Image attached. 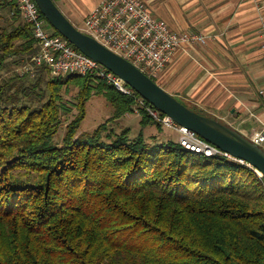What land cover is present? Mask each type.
Wrapping results in <instances>:
<instances>
[{"label": "trees", "instance_id": "1", "mask_svg": "<svg viewBox=\"0 0 264 264\" xmlns=\"http://www.w3.org/2000/svg\"><path fill=\"white\" fill-rule=\"evenodd\" d=\"M20 13L16 0H0V264H264V177L114 131L109 122L136 102L92 76L19 73L38 51ZM96 94L115 114L80 133ZM140 118L155 122L144 110Z\"/></svg>", "mask_w": 264, "mask_h": 264}, {"label": "crops", "instance_id": "2", "mask_svg": "<svg viewBox=\"0 0 264 264\" xmlns=\"http://www.w3.org/2000/svg\"><path fill=\"white\" fill-rule=\"evenodd\" d=\"M53 1L82 29L103 0ZM142 1L172 31L207 37L203 46L178 47L156 83L179 101L243 135L263 130L264 0Z\"/></svg>", "mask_w": 264, "mask_h": 264}, {"label": "built area", "instance_id": "3", "mask_svg": "<svg viewBox=\"0 0 264 264\" xmlns=\"http://www.w3.org/2000/svg\"><path fill=\"white\" fill-rule=\"evenodd\" d=\"M20 14L31 27L38 51L22 68L24 73L35 75L37 68L46 66L53 77L66 75L92 76L113 87L120 94L134 98L133 115L144 110L165 129L179 135L178 143L186 150L205 157L222 156L245 164L220 151L200 138L195 132L178 125L170 117L146 103L121 78L108 71L95 60L74 49L69 43L54 36L34 0H16ZM108 50L137 66L148 77L157 78L164 70L172 53L182 45H204L207 37L200 33L172 31L165 21L155 17L142 0H103L87 17L80 29ZM264 56V43L261 46ZM253 143L264 144V128L247 136ZM259 177L261 174L256 172Z\"/></svg>", "mask_w": 264, "mask_h": 264}, {"label": "water", "instance_id": "4", "mask_svg": "<svg viewBox=\"0 0 264 264\" xmlns=\"http://www.w3.org/2000/svg\"><path fill=\"white\" fill-rule=\"evenodd\" d=\"M48 24L79 52L121 78L146 103L178 125L195 132L220 151L241 160L264 177V148L246 135L208 115L199 114L161 88L130 61L108 50L73 25L53 0H34Z\"/></svg>", "mask_w": 264, "mask_h": 264}, {"label": "rangeland", "instance_id": "5", "mask_svg": "<svg viewBox=\"0 0 264 264\" xmlns=\"http://www.w3.org/2000/svg\"><path fill=\"white\" fill-rule=\"evenodd\" d=\"M17 70L19 73H24L22 68L18 67ZM61 93L64 100H70L71 102L74 100L77 89L72 87L68 92ZM85 105L86 115L85 119L81 123V127L79 130L80 133H91L96 128H99V126H101L102 124H105L115 114L114 107L108 102L104 94H96L92 96V98L88 100L87 104ZM76 113V110H73V113L69 117H65L66 120L62 119L63 123L60 127L58 135L56 136V140L58 143L62 141L66 125L70 122V120L75 116ZM140 120V116L133 115V113L129 112L123 117L109 122V125L116 132H120L124 129H129V138L131 140H135L141 136L149 146L160 145L168 140H171L175 143L178 142L179 135H177L170 129H165V127L160 125L157 121L146 126H142ZM262 146L264 147V144Z\"/></svg>", "mask_w": 264, "mask_h": 264}]
</instances>
